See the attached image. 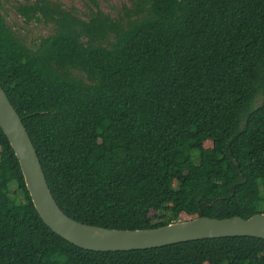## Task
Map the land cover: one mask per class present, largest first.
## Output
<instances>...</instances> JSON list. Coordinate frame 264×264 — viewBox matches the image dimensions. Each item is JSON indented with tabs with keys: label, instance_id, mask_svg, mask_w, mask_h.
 <instances>
[{
	"label": "trees",
	"instance_id": "16d2710c",
	"mask_svg": "<svg viewBox=\"0 0 264 264\" xmlns=\"http://www.w3.org/2000/svg\"><path fill=\"white\" fill-rule=\"evenodd\" d=\"M81 2L19 3L53 25L31 46L0 0V86L61 210L115 229L264 213V0ZM0 264H264V239L80 248L40 218L0 128Z\"/></svg>",
	"mask_w": 264,
	"mask_h": 264
},
{
	"label": "water",
	"instance_id": "95a60500",
	"mask_svg": "<svg viewBox=\"0 0 264 264\" xmlns=\"http://www.w3.org/2000/svg\"><path fill=\"white\" fill-rule=\"evenodd\" d=\"M0 128L18 159L26 188L40 218L53 232L80 248L95 251L145 249L226 236L264 239V213L261 212L248 218L197 216L146 229L105 228L79 222L58 206L29 134L1 86Z\"/></svg>",
	"mask_w": 264,
	"mask_h": 264
},
{
	"label": "rangeland",
	"instance_id": "374dc122",
	"mask_svg": "<svg viewBox=\"0 0 264 264\" xmlns=\"http://www.w3.org/2000/svg\"><path fill=\"white\" fill-rule=\"evenodd\" d=\"M31 0H1V12L6 20L11 25L16 34L28 45L33 46L38 42L41 36L48 35L53 31L52 24H45L35 20L25 22L24 19L17 13L15 7L19 3L28 2ZM65 7L76 6L79 10H83L81 0H60ZM101 8L111 14L117 16L123 4H129L130 0H98ZM206 145H209L206 142ZM185 214H181V220Z\"/></svg>",
	"mask_w": 264,
	"mask_h": 264
}]
</instances>
